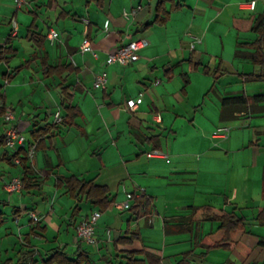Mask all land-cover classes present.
<instances>
[{"label": "crops", "instance_id": "crops-1", "mask_svg": "<svg viewBox=\"0 0 264 264\" xmlns=\"http://www.w3.org/2000/svg\"><path fill=\"white\" fill-rule=\"evenodd\" d=\"M173 1L180 7L167 3L166 24L146 27L156 19L158 0H27L25 11L36 20L26 34L18 27L14 35L21 10L13 0H0V47L13 49L8 64L0 61V95L26 138L18 152L0 149V264L25 250H34L42 264L56 249L70 259L88 257V264H129L132 256L150 264L149 253L163 264H264V113L221 119L222 98L264 95V81L247 77L260 75L259 67L236 56L253 51L246 44L258 36L248 21L260 15V0ZM252 1L254 11L244 8ZM52 30L59 34L54 42ZM224 30L235 42L232 63L224 55ZM86 35L99 59L81 52ZM137 39L148 42L138 62L106 63L109 53ZM44 61L71 70L45 78ZM104 71L106 89L94 88ZM63 87L79 108L75 125H60L43 138L34 161L27 159L28 170L15 161L12 166L7 157L26 158L34 130L56 123L58 111L66 115ZM141 97L143 103L130 110ZM5 114L0 136L8 128ZM225 128L227 136L217 137ZM153 152L159 155L150 157ZM27 171L32 187L10 192L7 184ZM71 176L107 187L112 206L102 212L83 203L75 213L76 202L57 186ZM141 198L151 201V210L137 219L131 209ZM204 207L243 216L253 227L233 250L208 251L207 237L219 223L204 222L193 232L180 226ZM96 211V242L89 245L77 227ZM129 232L139 240L119 242Z\"/></svg>", "mask_w": 264, "mask_h": 264}, {"label": "trees", "instance_id": "trees-1", "mask_svg": "<svg viewBox=\"0 0 264 264\" xmlns=\"http://www.w3.org/2000/svg\"><path fill=\"white\" fill-rule=\"evenodd\" d=\"M167 3L174 5L173 9H178L180 5L174 3L173 0H158L157 4V15L153 23L147 24L146 27H150L154 24L164 25L170 18L171 11L167 9ZM250 23V30L257 34V40L251 44H246L253 51H242L238 50L236 56L239 58H246L252 61V63L259 67L260 75L250 74L247 77H252L251 79L258 81H264V13L253 16L248 21ZM238 27V25L235 23ZM43 41V39H41ZM40 45V41H38ZM13 54V49L11 46L0 47V61H4L8 64L10 56ZM22 68H17L14 73H17ZM71 70V67L63 66H51L47 61L42 64V73L45 78L53 77L55 75L62 76L65 72ZM8 77V75H6ZM9 77H12L9 76ZM63 92L66 94V97L63 101V105L66 111V115L63 117V120L60 124H48L45 128L39 130H34L32 132V139L35 143L36 149L40 147L43 143V138L47 135L53 136L56 131L59 130L60 125L65 127H73L75 125V120L79 115V108L74 106L69 95V88L63 87ZM3 100V107L0 108V117L6 113V104ZM260 114L264 113V95H257L249 97L246 95H240L236 97H226L221 99V119L224 121L236 120L241 114ZM5 146V134L0 136V149ZM27 156V152H25ZM16 156L7 157L9 163L14 166ZM20 162L26 170L27 167V157L20 158ZM28 171L23 177V186L24 188L30 189L33 179L28 176ZM57 186L60 188H65L68 195L72 200L76 202L75 213L80 211V205L83 203H90L94 207L99 208L102 212L107 211L113 204L110 191L107 187L95 184L92 181H86L79 179L76 176H71L68 178H59ZM151 201L146 198H141L136 200V206L131 209L133 214L138 218L143 215L150 213L151 210ZM215 222L219 223V227L215 232H212L207 240L209 243L206 246L208 251L223 249L231 251L237 244L241 241L242 237L247 232L246 219L243 216L237 215L235 213H228L226 211L217 210L213 207H204V208H195L193 210V215L189 218L181 219V230L190 231L198 229L200 225L204 222ZM4 222V216L0 212V226ZM165 225V231H168V224ZM130 236H125L119 240L123 244H131L135 240H139L140 235L134 232H129ZM260 245L264 247V241L260 242ZM84 254H82L83 256ZM36 252L33 251H19L17 253L16 260H7L2 264H39L35 259ZM149 259L150 264H163L162 260L158 257H155L152 254H146ZM129 264H144L143 260H135L133 256L130 258ZM89 263L88 257L82 261L80 258L70 259L68 255L60 250L56 249L47 256L46 259H43L42 264H85Z\"/></svg>", "mask_w": 264, "mask_h": 264}, {"label": "built area", "instance_id": "built-area-1", "mask_svg": "<svg viewBox=\"0 0 264 264\" xmlns=\"http://www.w3.org/2000/svg\"><path fill=\"white\" fill-rule=\"evenodd\" d=\"M17 10H22L27 3V0H13ZM248 10L254 11L256 8V2H249L244 6ZM84 23L89 26L90 20L85 18L83 19ZM109 25L107 24L106 28ZM18 23L13 20V33L14 35L18 32ZM49 39L54 42L58 39L59 34L55 30H52L48 35ZM148 46V42L144 39L132 40L130 43L122 45L115 52L109 53L106 58V63L108 65H120L123 67L130 66L135 64L140 59V51ZM82 53H90L95 59H99L98 52L94 49L91 40L86 35V38L81 46ZM108 84V74L104 71L99 73L92 83L94 88H103L106 89ZM143 103V98H138L134 102L129 103L128 107L130 110L135 111L137 107ZM3 100L0 95V107L3 106ZM15 115L12 111L7 112L4 115V122L8 125V128L5 131V147L7 151L13 152L24 148L26 145L25 136L19 131V129L14 125ZM63 120V115L60 111H58L55 115L56 123L60 124ZM158 121L161 122L160 116L158 117ZM229 132L228 128L219 129L217 131V137H226ZM158 156L159 153L153 152L150 153L149 156ZM36 156V147L31 146L27 151V159L29 161H34ZM17 165L21 164L20 158L15 160ZM7 189L10 192L20 193L23 189V181L21 177L14 178L10 183L7 184ZM143 190V189H142ZM100 212H93L87 219L82 221L77 227L78 236L87 244L93 245L96 242V229L100 219ZM33 217H35L33 215ZM110 230H108L107 234L110 238Z\"/></svg>", "mask_w": 264, "mask_h": 264}, {"label": "rangeland", "instance_id": "rangeland-1", "mask_svg": "<svg viewBox=\"0 0 264 264\" xmlns=\"http://www.w3.org/2000/svg\"><path fill=\"white\" fill-rule=\"evenodd\" d=\"M263 5H264V0H260L259 1V7H258V14H262L264 13V9H263ZM27 7V6H26ZM262 8V10H261ZM19 16L20 18H16V22L18 23L19 25V28L21 29V34H26L27 32V27H29L32 23H34V20L35 19V16L33 14L30 13V11H25V8L21 10V12L19 13ZM38 21V20H37ZM41 22L43 24V20L41 19ZM44 25V24H43ZM225 33V34H224ZM226 30L223 31L222 34H224L223 36V41H224V44H225V51H224V55H225V58L230 60V62L232 63L233 60H235L234 58V51H235V42H233V40L229 37H226ZM222 37V36H221ZM219 41H221V39H219ZM222 48V47H221ZM213 55H217V54H213ZM14 65L15 66H18L19 64H17V60H15L14 62ZM1 80V78H0ZM19 97L21 98V94H19L18 97H14L11 99V103L15 104L17 102V99H19ZM85 206V205H84ZM251 213V212H250ZM252 215V213H251ZM252 217V216H251ZM250 222V221H249ZM247 222V224L249 223ZM249 226L250 228H252L253 226H250L249 224L247 225ZM260 228V227H259ZM263 228V227H262ZM264 230V228L262 229ZM200 263V262H199ZM197 263V264H199Z\"/></svg>", "mask_w": 264, "mask_h": 264}]
</instances>
